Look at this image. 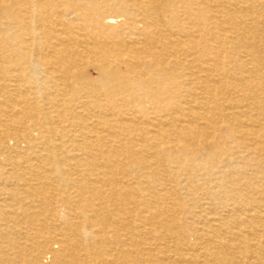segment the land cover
Returning a JSON list of instances; mask_svg holds the SVG:
<instances>
[{"label": "bare ground", "instance_id": "obj_1", "mask_svg": "<svg viewBox=\"0 0 264 264\" xmlns=\"http://www.w3.org/2000/svg\"><path fill=\"white\" fill-rule=\"evenodd\" d=\"M0 264H264V0H0Z\"/></svg>", "mask_w": 264, "mask_h": 264}, {"label": "rangeland", "instance_id": "obj_2", "mask_svg": "<svg viewBox=\"0 0 264 264\" xmlns=\"http://www.w3.org/2000/svg\"><path fill=\"white\" fill-rule=\"evenodd\" d=\"M56 246H57V244H53L54 248H57ZM41 258H42V261H44V263H47L49 261V259L51 258V254H49L47 252L46 253L43 252V255Z\"/></svg>", "mask_w": 264, "mask_h": 264}]
</instances>
